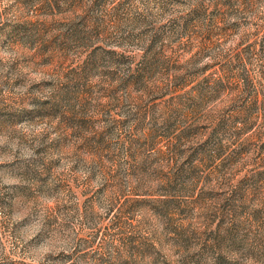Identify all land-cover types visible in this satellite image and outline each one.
Instances as JSON below:
<instances>
[{
	"label": "clouds",
	"instance_id": "1",
	"mask_svg": "<svg viewBox=\"0 0 264 264\" xmlns=\"http://www.w3.org/2000/svg\"><path fill=\"white\" fill-rule=\"evenodd\" d=\"M210 3L106 0L95 6L94 0H84L96 30L107 32L100 37L103 52L97 53L86 80L76 82L59 67H44L35 59L42 38L36 30L21 32L23 43H13L17 37L4 25L6 21L15 24L28 11L19 0H0V264H101V257L104 264H145L135 253L125 254L119 233L101 232V239L95 240L99 253L87 237H95L116 216L120 194L135 191L144 200L163 199L161 173L168 171V165L156 152L137 153L138 142L145 139L136 132L140 101L149 99L145 92L155 91L161 82L172 87L173 76L182 78L223 61L241 43L264 32V0H231L220 23L211 18L217 29L231 30L227 39L197 52H179L176 43H183L189 14L210 8ZM59 4L65 13L56 19L79 22L80 14L68 11L66 0ZM117 5L123 6L117 10ZM117 15L119 20L111 23ZM39 19L51 21L53 17ZM201 22L208 25L207 18ZM80 28L91 34L90 47L101 46L91 26L81 24ZM67 31V27L59 30ZM59 32L50 31L43 39L50 40ZM150 47L153 51L171 47L180 58L179 70L158 72L144 81L145 88L139 92L127 89L126 82L136 75L138 58ZM72 49L69 55L79 63L85 49L74 44ZM164 59H168L167 52ZM85 84L91 92L87 102L77 91ZM231 99L224 94L203 112L215 114ZM59 113L70 119L71 130ZM145 123L163 125L162 110L148 113ZM97 141L108 145V151L97 152ZM192 146L187 141L180 145L186 154ZM185 158L178 157L180 163ZM210 187H216L215 180ZM202 214L201 208L193 213ZM137 219L140 223L132 235L152 243L162 264H264V228H249L238 221L232 235L214 230L221 240L230 242L218 247L205 246L200 222L177 225L186 230L189 241L182 246L166 219L143 212Z\"/></svg>",
	"mask_w": 264,
	"mask_h": 264
},
{
	"label": "rangeland",
	"instance_id": "2",
	"mask_svg": "<svg viewBox=\"0 0 264 264\" xmlns=\"http://www.w3.org/2000/svg\"><path fill=\"white\" fill-rule=\"evenodd\" d=\"M66 2L68 11L80 14L79 22L56 19L65 13L59 0H19L20 7L27 10L28 15H21L15 24L6 21L4 26L12 28V35L17 37L13 43H23V38L19 37L21 32L31 29L39 32L42 38L38 41L35 59L44 67H59L66 77L80 82L86 80L97 53L103 52L100 37L105 36L107 30H96L94 18L84 9V0ZM102 2L106 0H94L95 6ZM230 3L231 0H211L210 8L190 13L183 43H176L179 52H197L216 40H226L231 30L217 29L211 18L220 23L223 10ZM122 6L117 5V10ZM41 16H52L53 19L42 21L39 19ZM202 17L208 19L207 26L202 24ZM118 20L119 15L111 18L110 22ZM81 24L92 27V34L101 46L90 47L88 39L91 34L82 32ZM65 27L67 32H59ZM53 30L59 34L50 40L43 39ZM73 44L85 49L79 63L69 55ZM165 52L168 59H164ZM179 66L178 53L171 47H162L160 51H153L150 47L144 56L138 58L136 75L126 82L127 89L139 92L145 88V80L153 79L161 71L164 74L178 71ZM77 91L87 102L86 98L91 95L88 86L85 84ZM224 94L232 97L227 107L215 114L203 112L207 104L219 100ZM145 95L149 99L147 103L140 101L142 106L136 128V132L142 133L145 139L138 142L137 153L142 154L145 150L156 152L168 165V171L161 173L163 199L151 202L142 199L135 191L120 194L116 216L108 220L95 237H87L93 241L91 246L96 247L99 253L101 249L95 240L101 239L100 233H119L125 254L135 253L145 264L149 259L150 264H162L152 243L132 235L139 226L137 214L141 212L166 219L172 226L177 243L182 246L188 245L189 241L186 230L177 225L190 226L193 222H200L205 246L218 247L230 242L221 240L214 230L223 229L232 235L238 221L249 228H264V32H257L248 42L241 43L223 61L182 78L173 76L172 87L161 82L155 91L148 89ZM157 108L162 110L164 123L149 127L145 123L148 113ZM58 115L71 130L70 119H64L62 113ZM185 141L194 145L189 147L187 154L180 147ZM129 143L137 142L129 140ZM95 150L106 152L108 145L97 141ZM178 157L186 158L180 163ZM214 180L215 188L210 187ZM197 208L203 209L202 215H193ZM101 264H104L102 257Z\"/></svg>",
	"mask_w": 264,
	"mask_h": 264
}]
</instances>
